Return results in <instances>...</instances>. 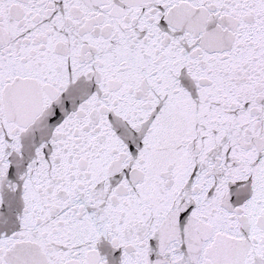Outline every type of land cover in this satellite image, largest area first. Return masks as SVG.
<instances>
[{
  "label": "snow or ice",
  "instance_id": "1",
  "mask_svg": "<svg viewBox=\"0 0 264 264\" xmlns=\"http://www.w3.org/2000/svg\"><path fill=\"white\" fill-rule=\"evenodd\" d=\"M0 264H264V0H0Z\"/></svg>",
  "mask_w": 264,
  "mask_h": 264
}]
</instances>
